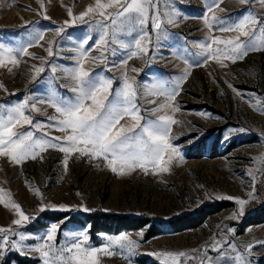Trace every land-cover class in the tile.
<instances>
[{"label": "rangeland", "instance_id": "obj_1", "mask_svg": "<svg viewBox=\"0 0 264 264\" xmlns=\"http://www.w3.org/2000/svg\"><path fill=\"white\" fill-rule=\"evenodd\" d=\"M211 3L212 0H158L161 18L165 21L164 13L173 9L179 12L175 26L165 22L167 38L161 37L157 41L149 21L146 30L152 39L150 52L128 59L134 50V40L140 35L138 29L117 33L116 42H112L110 36L105 51L96 43L101 29L92 23L103 19L99 15L64 25L69 19L68 9L79 15L87 6L93 5L94 0H0V45L18 49L34 36L43 34L45 38L40 42L43 47L28 48L30 56H18V66L0 68V105L4 106L0 108V114L30 97V103H36L40 111L26 109V114L34 122L50 123L48 118L58 114L54 108L39 101L46 100L52 92L66 98L73 96L69 90L72 82L62 69L75 66L76 50L87 40L84 47L89 57L100 56L103 52L104 59H89L85 68L94 77L111 79L113 89L122 86L125 73L129 79L135 78L139 86L136 103L144 120L168 114L178 121L171 126L170 136L171 143L179 150L169 171L156 174L152 169L147 174L140 169L123 175L113 173L102 158L92 159L79 154L69 156L65 168V153L51 148L40 153L36 160L28 159L21 164L0 157V189L3 190L0 195L19 204L30 218L28 223L13 225L12 221L18 219L14 209L0 204V227L12 228L31 237L23 241L27 246H34L37 238L44 236L54 224L58 227L57 247L71 242L80 231L87 232L90 246L101 247L107 238L121 234L139 243L140 247L131 255L119 249L111 256L101 254L100 264H160L157 257L148 255L157 251H184L189 256L182 258L184 264H201V260L204 264H235V254L228 245L234 244L242 252V246L249 243L254 244L248 257L251 264H264V245L259 243L264 241V223L240 228L244 218L264 203V161L259 159L264 155V113L250 107V102L255 105L257 100L264 106V51L249 52L235 63L224 60L227 66L222 67L215 60L205 63L199 47L210 42L209 35L234 38L238 33L218 29L230 27L249 14L257 17L261 21L260 28L264 29V0H247L245 4L238 0H223L220 8L208 12ZM213 13L223 23L214 25L209 33L203 17ZM61 26L65 31L57 37L55 30ZM247 39L240 37L241 41ZM262 39L264 37L257 31L255 41L260 43ZM49 40H55L56 55L53 57L46 51ZM178 57L186 59L188 64ZM125 60L126 66L122 63ZM34 65L45 67V72L35 80L32 79ZM52 67L57 68L55 74ZM132 68L139 71L133 72ZM186 68L188 78L182 82V90L172 102L178 110L173 112L169 108L153 113V108L164 103V97L147 95L145 90L152 89L154 84H163L165 89L171 90L175 87V78ZM228 83L239 95L228 87ZM121 123L131 121L126 117ZM241 128L245 131H236ZM17 130L33 131L38 138L43 132L51 137L62 135L48 128L37 132L30 125ZM250 192L253 194L251 199L247 195ZM217 196L238 197L249 202L244 214L233 219L230 217L238 208L234 200L217 199ZM42 205L44 211H40ZM48 205H65L67 210H53ZM209 205L225 208L207 217L196 229L179 233L165 229L170 220L194 214ZM84 208L89 211H83ZM95 213L146 219L163 231L146 239L148 225L136 231L99 232L91 237L88 225L81 222ZM48 216L59 217L49 220ZM9 236L10 240L19 242V236L11 233ZM214 242H220L218 250H213ZM16 256L28 264H42L39 254L16 251H6L0 264H18Z\"/></svg>", "mask_w": 264, "mask_h": 264}, {"label": "snow or ice", "instance_id": "obj_2", "mask_svg": "<svg viewBox=\"0 0 264 264\" xmlns=\"http://www.w3.org/2000/svg\"><path fill=\"white\" fill-rule=\"evenodd\" d=\"M221 3L223 0H212L211 5L208 6V12L220 8ZM238 3L245 4L247 0H238ZM41 8H43V4H41ZM109 9L115 11H109ZM220 10L223 11V9ZM90 15H99L103 18L92 23L101 29L100 38L96 43L105 51H107L110 36L113 38L112 42H116L117 33L129 29L139 30L140 35L134 40L132 46L134 50L128 57L131 59L138 55H147L151 50L152 39L146 30L149 21L152 31L156 33V40L159 41L161 37L167 38L163 27L165 22L175 26L180 14L174 9L171 12H166L164 13V16L167 17L165 21L161 18L158 0H94V4L87 6L79 15H74L72 10L68 9L69 19L64 21V25L85 21V17ZM44 18L48 19L47 15ZM203 22L209 33L213 31L214 25L223 23L222 19L214 13L211 16L205 15ZM260 24L261 21L257 17L249 14L230 27H220L218 30L221 32H236L238 35L228 39L209 35L210 42L199 45L201 55L205 57V63L208 60H215L222 67H226L227 65L223 63L224 60L235 63L237 60H242L249 52L264 51V39L260 43L255 41L257 31H260L261 36L264 37V29L260 28ZM55 31L58 37L65 31V28L61 26ZM240 37L248 39L241 41ZM44 39V35L39 34L18 49L0 45V68L8 67V65L18 66L20 63L18 56H30L28 48L43 47L40 42ZM47 43V54L49 57H53L56 55L55 40H49ZM87 43L88 41L84 40L81 47L76 50L75 66L62 69L65 76L72 82L69 90L73 96L66 98L52 92L46 100L39 101V103H46L49 107L54 108L55 113L58 114L48 118L50 123L45 125L42 122H34L32 117L26 114V109L40 111L36 103H30V97L4 109L3 114H0V157L8 158L10 163L21 164L28 159L36 160L40 153L51 148L65 153V168H67L68 157L79 154L92 159L102 158L113 173L121 175L136 169L142 170L145 174L149 169H152L154 174L168 172L173 159L179 155V150L171 143L170 136L171 126L178 121L168 114L156 115L155 119L145 121L136 103L139 86L135 78L129 79L125 73L122 78V86L113 89L111 79L94 77V74L85 68V62L89 59L103 60L104 54L102 52L100 56L89 57L87 49L84 47ZM34 58L42 59L41 57ZM178 58L184 59L183 57ZM122 63L126 66L127 60ZM184 63L187 65L188 61L184 59ZM191 66L189 65V67ZM8 70L11 71L12 68H8ZM51 71L55 74L57 68L52 67ZM131 71L138 72L139 70L132 68ZM44 72L43 65H34L32 79L35 80ZM188 75L189 71L186 68L182 75L175 78V87L171 90L165 89L163 84H154L152 89L145 90L147 95L164 97V103L153 108V113H160L169 108L173 112L178 110L172 102L182 90L181 84L188 78ZM228 87L239 95L231 83H228ZM150 102L155 103V101ZM250 107L264 113V106L259 100L255 105L250 102ZM0 108H4V106L0 105ZM126 117L131 123H121ZM24 125L32 126L37 132L45 128L55 129L62 135L51 137L47 132H43L42 136L38 138L33 131L17 130L23 128ZM236 131L243 132L245 129L241 128ZM259 159L264 161V155ZM2 192L3 190L0 189V193ZM247 195L249 199L253 198L251 192ZM217 199L234 200L238 208L230 217L233 219L244 214L245 205L249 202L232 196H217ZM0 204L14 209L18 219L12 221L13 225L29 222V216L22 211L19 204L11 199L5 200L4 196L0 195ZM47 207L53 210H67L65 205H48ZM44 210L45 206L42 205L40 211ZM83 211H89V209L84 208ZM57 232L58 227L54 224L49 227L44 236L37 238L38 242L34 246H27L23 241L31 237L18 233L12 228L0 227V234H2L0 235V261L3 260L6 251H16L20 254L37 253L42 264H100L99 256L101 254L111 256L116 249H119L131 255L140 247L136 240L125 234L107 238V242L101 247L90 246L86 231H80L72 238L71 242L57 247L55 243ZM9 233L19 236V242L10 240ZM259 243L264 245V241ZM228 246L235 254V264H251L248 257L252 254L254 244L243 245L242 252L238 251L234 244ZM220 247V242H214L213 250H218ZM148 255L157 257L160 264H184L182 258H189L188 253L184 251H157L148 253ZM201 264H204V260H201Z\"/></svg>", "mask_w": 264, "mask_h": 264}, {"label": "trees", "instance_id": "obj_3", "mask_svg": "<svg viewBox=\"0 0 264 264\" xmlns=\"http://www.w3.org/2000/svg\"><path fill=\"white\" fill-rule=\"evenodd\" d=\"M225 206H204L194 214L183 215L170 220L166 224V230L170 233H179L185 230L196 229L202 225L205 219L224 209ZM59 216H48L49 220H57ZM89 227V234L93 237L96 233H119L122 231H136L149 225L146 239L159 235L163 230L160 226L149 224V220L140 218H131L120 216L114 213L104 214L95 213L85 218L84 222ZM264 223V203H262L255 211L244 218L240 225L241 229L252 225ZM18 264H28L23 259L16 256Z\"/></svg>", "mask_w": 264, "mask_h": 264}]
</instances>
